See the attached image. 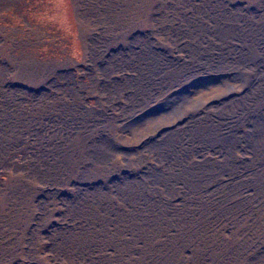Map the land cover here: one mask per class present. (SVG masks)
Segmentation results:
<instances>
[{
    "label": "rangeland",
    "instance_id": "rangeland-1",
    "mask_svg": "<svg viewBox=\"0 0 264 264\" xmlns=\"http://www.w3.org/2000/svg\"><path fill=\"white\" fill-rule=\"evenodd\" d=\"M112 1H0V264H161L156 251L169 264L175 239L186 249L178 250L179 260L191 262L200 250L189 244L209 237L194 219L203 213L206 224L225 208L231 218L217 222L215 248L242 250L256 242L232 264H264V193L239 191V179L233 180L235 173L245 179L264 173V144L260 153L236 146L227 156L208 144L174 150L172 142L187 138L186 120L197 102L179 109L187 118L169 113L173 90L157 86L162 56L152 76L141 68L103 71L110 62H94L104 25L96 17ZM191 1L126 0L132 10L124 19L145 36L150 18L151 44H167L170 58L182 60L167 29L186 24ZM224 1L244 16L264 9V0ZM119 40L130 44L126 36ZM193 75L196 86L211 78ZM211 84L198 100V119L240 94ZM56 160L62 169L51 164ZM173 211L183 213L185 229L169 230ZM87 242L95 245L85 248ZM211 256L194 264H208Z\"/></svg>",
    "mask_w": 264,
    "mask_h": 264
},
{
    "label": "bare ground",
    "instance_id": "bare-ground-1",
    "mask_svg": "<svg viewBox=\"0 0 264 264\" xmlns=\"http://www.w3.org/2000/svg\"><path fill=\"white\" fill-rule=\"evenodd\" d=\"M125 1L106 2L102 6L103 15L100 19L96 17L104 25L103 29H98V51L93 54L100 60L94 62L107 59L110 63L108 62V65L103 66V71H107L110 66H113V70L126 67L141 68L150 72L149 75L151 76L158 74V88L166 87L169 88V91L173 90L170 94L171 97H169V100L172 99V102L169 103V113L179 110L186 103L197 102L193 106L192 114L194 116L188 117V114L182 109L178 111L181 117H188L186 124L190 129L186 133V137L193 139V142L183 137L181 141L171 143V145H177L174 146V150L180 146L192 148L196 145L202 147L211 145L215 150L222 151L227 156L231 149L241 146L246 151L260 153L264 144V9L261 13L252 12L244 16L240 11L241 7L233 8L224 0H193L188 2L186 7L191 13L188 12L186 15V24L176 27V30L167 29L169 38L184 52V59L175 60L170 58L167 44H159V42L151 44L150 38L154 29L149 23L150 18L147 19L145 36L136 32L137 27H134L136 24L124 19L126 12L132 10ZM229 8L233 9L229 10ZM180 27L184 28L180 29ZM125 36L129 38L130 44L123 47L119 39ZM118 46L119 49L116 51ZM115 51L116 53H114ZM157 55L162 56L163 64L159 73L153 74L156 72L154 64L157 61ZM200 71L211 78L208 84L199 82L198 88L196 81H193V78L197 76L193 74L194 72L199 74ZM151 76H147L148 82ZM139 80L142 81V78L139 77ZM211 80H214L221 87H237L240 94L238 97H232V100L220 103L215 110V115H204L198 119V115L194 112L201 107L198 100L209 93L212 85ZM102 82H106V80ZM189 89H191V93H188ZM216 91H212L210 94H213V97H218L230 92V90H226L223 94H217ZM177 95L180 97L173 101ZM140 127L141 125L138 128ZM195 141L199 144H196ZM258 163L259 160L256 158L254 165ZM51 164L56 168L62 166L59 160L51 162ZM236 179H239L237 180L239 191L251 187L258 194L264 193V173L256 172L247 179L243 178L240 173H235L233 180ZM238 184H228V187L234 188ZM260 189L262 190L258 191ZM229 209L225 208L221 214H215L216 217L206 224L208 218L203 217V213H201V217L194 219L196 227L200 226L198 228L200 235L209 237L207 239L196 237L189 246L198 247L201 257L204 255L210 257L212 252L216 250L215 256H211L208 264H232L238 256L241 258L245 251L249 252L250 249L258 245L253 242V246L248 245L247 249L243 247L242 250L240 245L235 248L231 246L215 248L216 240L213 231L222 217L223 220H226L231 215ZM163 212L168 214L167 210H163ZM236 213L238 214V212ZM183 216L180 211L169 212V230L172 227L185 229L187 224L183 222ZM112 223L119 226V222ZM189 225L194 229L193 222ZM112 234L114 235V233ZM112 237L118 238L117 235ZM86 238H91V236L87 235ZM79 242L80 240L76 242V245ZM83 244L82 242V246ZM94 245L87 242L84 247L90 248ZM179 246H184L179 239L169 242V264H194L195 261H198L200 256L197 257V255H192L191 262L179 260L178 250H186L183 249L185 246L182 248ZM157 253L156 251V259L160 258L161 264H164L166 258L159 257Z\"/></svg>",
    "mask_w": 264,
    "mask_h": 264
},
{
    "label": "crops",
    "instance_id": "crops-1",
    "mask_svg": "<svg viewBox=\"0 0 264 264\" xmlns=\"http://www.w3.org/2000/svg\"><path fill=\"white\" fill-rule=\"evenodd\" d=\"M2 5L6 4V0H0ZM19 32V31H18ZM19 34V33H18Z\"/></svg>",
    "mask_w": 264,
    "mask_h": 264
}]
</instances>
